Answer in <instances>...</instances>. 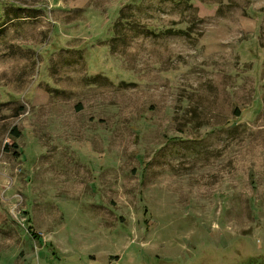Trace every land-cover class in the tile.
<instances>
[{"label":"rangeland","instance_id":"obj_1","mask_svg":"<svg viewBox=\"0 0 264 264\" xmlns=\"http://www.w3.org/2000/svg\"><path fill=\"white\" fill-rule=\"evenodd\" d=\"M0 264H264V0H0Z\"/></svg>","mask_w":264,"mask_h":264},{"label":"trees","instance_id":"obj_2","mask_svg":"<svg viewBox=\"0 0 264 264\" xmlns=\"http://www.w3.org/2000/svg\"><path fill=\"white\" fill-rule=\"evenodd\" d=\"M12 136L15 138L20 136V132H18L15 127L12 129ZM15 146L17 147V144H15ZM8 147L9 146H7V145L5 146L6 149H8Z\"/></svg>","mask_w":264,"mask_h":264}]
</instances>
